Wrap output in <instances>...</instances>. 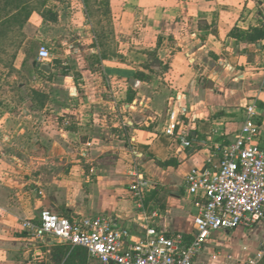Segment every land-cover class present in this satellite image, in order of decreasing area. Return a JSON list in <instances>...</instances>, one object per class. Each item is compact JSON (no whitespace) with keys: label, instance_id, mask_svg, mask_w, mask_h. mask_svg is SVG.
Instances as JSON below:
<instances>
[{"label":"crops","instance_id":"crops-1","mask_svg":"<svg viewBox=\"0 0 264 264\" xmlns=\"http://www.w3.org/2000/svg\"><path fill=\"white\" fill-rule=\"evenodd\" d=\"M43 23L47 42L58 40L70 60L68 104L48 111L32 98L22 119H0V264H53L64 245H38L22 229L44 209L105 216L136 236L156 211L157 230L189 243L197 210L186 175L217 163L214 145L234 139L248 103L264 138V36L253 34L264 31V0H45L27 20ZM171 112L173 137L164 134ZM136 174L150 184L143 210L129 190ZM262 225L215 233L222 238H210L195 264H244L258 253L262 264ZM240 237L246 244L232 252ZM74 264L97 262L86 253Z\"/></svg>","mask_w":264,"mask_h":264},{"label":"built area","instance_id":"built-area-1","mask_svg":"<svg viewBox=\"0 0 264 264\" xmlns=\"http://www.w3.org/2000/svg\"><path fill=\"white\" fill-rule=\"evenodd\" d=\"M37 61H52L45 45L39 47ZM242 108L244 118L234 139L213 147L219 155L217 163L210 158L206 166L192 169L184 179L185 191L197 210L189 243L181 234L167 236L157 230L156 211L144 215L138 236L128 228L116 227L105 216L67 219L47 209L40 211L36 222L24 220L22 229L38 245L81 247L97 264H195L218 231L264 224V138L256 121L255 103ZM178 127L177 116L171 112L164 134L173 137ZM181 142L183 147H191L189 141L182 138ZM134 176L129 190L138 209L143 210L142 199L150 184L142 176ZM261 257L258 253L244 264H257Z\"/></svg>","mask_w":264,"mask_h":264},{"label":"rangeland","instance_id":"rangeland-1","mask_svg":"<svg viewBox=\"0 0 264 264\" xmlns=\"http://www.w3.org/2000/svg\"><path fill=\"white\" fill-rule=\"evenodd\" d=\"M42 12L49 18L53 17V12L51 11L47 12L43 10ZM36 21H38L36 20V16H33L31 18V23H36ZM93 22L95 21L92 18V23ZM31 25L32 24H26L24 27L23 33L25 39L22 42H19L20 37L16 34L17 40L12 45H6V49H8L7 53L3 52V46L5 44L0 42V119L4 115H7V117L11 119H13L14 116H19L22 119L25 115L24 111H29L31 109L27 102L32 98L34 102H36V108H41L46 102H49V107H47L48 111L55 109V107L52 106L53 104H56V108L68 104L66 92L62 87L64 85L63 77L68 74L67 69L70 68V60L62 56V46H60L58 40L55 42H47V25L45 23L36 29ZM93 26L95 27V25ZM52 36L54 37L55 35ZM17 44L20 45V47L13 59L12 53L13 50L16 49ZM42 45H45L49 49L52 57V69L54 70L50 71L48 74H45L39 68L35 67L37 63L36 54L39 47ZM91 63L93 62H88V64ZM80 67H82V65H80ZM85 69H89L86 64ZM74 75L75 80H80L82 78L79 71H75ZM13 124L14 123H12V125ZM27 156L29 155L24 154L23 156L25 163L30 162ZM25 175L26 174L22 176L27 177V175ZM259 228V232L262 233L264 225ZM217 233L224 236L223 231H218ZM243 233L247 237L249 231H244ZM221 238V236L218 238L213 236L210 240H220ZM231 239L232 236L231 238L229 237V241ZM260 240V244L263 245L264 249V233ZM237 242L246 244V239L240 237L236 240V244L232 243L230 246L232 252L240 248ZM63 263L65 264V262L62 261L58 263L56 261L53 262V264ZM262 264H264V258Z\"/></svg>","mask_w":264,"mask_h":264},{"label":"trees","instance_id":"trees-1","mask_svg":"<svg viewBox=\"0 0 264 264\" xmlns=\"http://www.w3.org/2000/svg\"><path fill=\"white\" fill-rule=\"evenodd\" d=\"M44 4L45 0H0V42L5 44L3 46L4 53L8 51L6 45H12L17 40L16 34L20 37L19 42L25 39L23 29L27 24L30 14L34 11L39 12ZM42 16L45 19L49 18L43 12ZM253 34L258 37H263L264 31L255 30ZM253 34L250 37H254ZM19 47L20 45L17 44L16 49L13 50V59ZM35 65L36 68L39 67L38 63ZM85 254L86 251L81 247L64 245L61 247L60 252L55 255V258L53 255V260L57 263L62 261L65 264H74L76 259L83 257Z\"/></svg>","mask_w":264,"mask_h":264},{"label":"water","instance_id":"water-1","mask_svg":"<svg viewBox=\"0 0 264 264\" xmlns=\"http://www.w3.org/2000/svg\"><path fill=\"white\" fill-rule=\"evenodd\" d=\"M43 70H47L48 69V66L47 65H45V64H43Z\"/></svg>","mask_w":264,"mask_h":264}]
</instances>
